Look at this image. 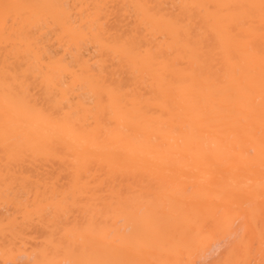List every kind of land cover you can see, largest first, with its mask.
<instances>
[{
    "label": "bare ground",
    "instance_id": "obj_1",
    "mask_svg": "<svg viewBox=\"0 0 264 264\" xmlns=\"http://www.w3.org/2000/svg\"><path fill=\"white\" fill-rule=\"evenodd\" d=\"M4 4L0 264H261V0Z\"/></svg>",
    "mask_w": 264,
    "mask_h": 264
},
{
    "label": "snow or ice",
    "instance_id": "obj_2",
    "mask_svg": "<svg viewBox=\"0 0 264 264\" xmlns=\"http://www.w3.org/2000/svg\"><path fill=\"white\" fill-rule=\"evenodd\" d=\"M28 7L25 5H16V4H4L2 6L3 8V14H2V20L5 26V30H7V27L9 24L13 22L15 19L16 23L20 22L21 16L16 11L20 8ZM66 7V6H61ZM212 7V6H209ZM261 19L262 22H264V0H261ZM71 66H68L70 69ZM73 76L78 75L77 73H72ZM259 87H260V96H261V102H260V119H259V135H260V152H261V166L264 168V51L261 53V63H260V81H259ZM255 88V81L250 80L249 84L247 86V92L251 95ZM255 156L254 149H249L246 153V157L251 160ZM251 244H246L245 247H251ZM261 250L262 254H264V235H262L261 239ZM9 264H23L22 261H14L9 262ZM46 264H85V262L80 261H49L46 262ZM226 264H232V262H226ZM238 264H254L253 261H241L238 262ZM261 264H264V259L261 260Z\"/></svg>",
    "mask_w": 264,
    "mask_h": 264
}]
</instances>
